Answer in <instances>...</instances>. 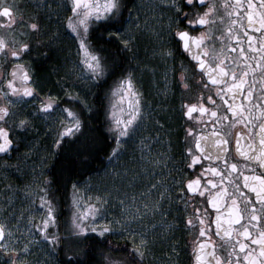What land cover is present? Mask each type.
<instances>
[{"label": "snow or ice", "instance_id": "1", "mask_svg": "<svg viewBox=\"0 0 264 264\" xmlns=\"http://www.w3.org/2000/svg\"><path fill=\"white\" fill-rule=\"evenodd\" d=\"M69 3L71 8L66 17V28L71 33L73 43L78 45L80 61L77 67L82 66L78 75L89 81L90 87H98L111 74L112 69L100 50L93 47L91 34L101 30L100 39L106 42L117 41L123 50L132 51L137 39L132 34V29H140L139 13L137 11L133 19V8H129L125 0H69ZM161 5L172 13L168 16L167 40L164 34L152 29L161 43V58L166 60L173 57L174 49L167 45L174 42L182 53L187 54L191 76L199 77L195 86L202 89L201 97L204 95L203 89L209 90L207 101L210 106L203 102L199 105L185 103L183 106L186 108L184 116L195 120L197 124L185 130V147L180 161L184 176L175 180L179 193L175 199L178 204L184 205L189 230H193L198 223L199 236L204 237L212 233V226L215 225L213 234L220 238L211 247L200 240L199 246L194 249L196 262L264 264V87L257 99L253 95L255 85L248 82L250 73L255 80L257 70L264 72V0H259L258 5L255 0H246V7L240 0H161ZM15 11L16 5L9 0H0V16L7 18L0 19V154L9 155L14 150L17 146L13 137L14 129L26 130L32 115L40 114L47 119L57 110L61 119L53 146L59 149L66 140L78 138V134L83 132V121L74 105L77 102L85 108L89 105L86 98H81L78 93L73 94L72 88H65V96L73 102V106L61 108L58 94L53 96L33 86L35 81L31 65L24 62L26 57L31 56L32 45L29 41L17 38V29H22L20 36L29 35L39 32L40 24L35 20L25 23L22 17L18 20ZM222 13L227 15L229 24L233 26L223 31L218 27V22L220 25L224 24L225 15ZM234 15L237 19H232ZM237 24L240 29H244L242 34L235 28ZM145 26L147 27V23ZM248 29H254L261 36L254 37ZM245 38L248 41L247 54L242 47ZM254 39L257 41L255 45ZM232 41L241 45L238 56L232 55L236 52ZM257 53L261 54L259 59ZM250 60H255V65ZM188 71L189 68L182 62L180 84L184 89L193 86L186 74ZM261 82L264 83V77ZM111 95L118 96L121 101L127 98V108L121 106V114L116 115L117 105L110 103L111 110L107 111V131L117 145L112 149L109 163L119 156L120 146L133 139L144 118L141 95L135 84L133 70L122 73L111 89ZM238 99L247 101L248 104H237ZM253 100L257 101L256 105H252ZM28 104L32 105L33 112L20 115L18 106ZM223 105L227 106L226 109ZM257 111L262 121L258 125V131L249 128L253 122V113ZM194 112H199L200 115L193 116ZM238 124H243L250 135L245 139L244 132L236 131L235 148L232 149L230 136L232 129ZM201 126L211 127V131H204ZM141 144L147 147L143 138ZM233 150L235 158L231 156ZM141 151L142 159H146L143 148ZM160 162L159 159L152 161L154 164ZM151 187L156 188L157 185L152 184ZM73 188L79 191L76 184ZM229 188L232 189L231 192ZM168 191L170 190L165 188L161 197ZM41 192L44 193L40 196L41 207L46 208V214L36 227L55 251L60 238L47 231L49 224H54L56 220L54 205L47 198V190L42 188ZM140 195L143 197V193ZM197 197L200 198L199 203ZM137 199L136 194H133L131 202L126 204L121 200L120 217L109 219L104 207L107 200L104 197L97 196L98 203L89 198L87 207H81L78 198L74 196L73 203L79 211L73 213L72 235L83 241H88L92 236L99 238L98 243L107 241L109 253L122 249L113 248L108 237L126 238L132 245L128 252L132 264H143L148 251L147 233L133 230L131 223L143 222L148 213L156 214L160 209V201L149 203L141 199L137 204ZM209 208L215 210L214 217ZM177 210L180 211L179 208ZM12 239V233L8 231L6 235V225L0 222V264H30V244L25 243L23 247H19L17 243L10 242ZM103 261L104 264H121L110 254L105 255ZM63 264L82 262L69 254Z\"/></svg>", "mask_w": 264, "mask_h": 264}, {"label": "flooded vegetation", "instance_id": "2", "mask_svg": "<svg viewBox=\"0 0 264 264\" xmlns=\"http://www.w3.org/2000/svg\"><path fill=\"white\" fill-rule=\"evenodd\" d=\"M134 0H128L127 4L130 7ZM10 3L16 5L15 16L19 20L21 17L25 23L29 21H37L40 24V31L31 33L29 35L20 36L19 33L22 29H17V38L29 41L32 45V53L30 57H26L24 62L31 65L32 78L35 81L34 87L42 89L44 93H50L53 96L59 95L61 99V108L65 106H73V102L65 96V88H72L73 94L78 93L80 97L83 96V88L79 83L78 73L80 68L75 66L69 68L68 66L73 64L78 65L75 62L74 54L70 53L69 49L73 46L70 45L64 38H60L59 28L54 25L52 17H54L55 11L52 10L51 6L48 5L46 0H9ZM235 2V0H230ZM241 4L246 7V0H240ZM255 4H259V0H255ZM259 11V9H256ZM231 11V9H230ZM243 11V9H241ZM128 12L126 10L125 16ZM224 14V13H222ZM172 15L166 8H159L155 16V20H146L141 18L139 20L141 30H132V34L137 38L134 42L132 51H127L128 58L132 61L129 70H133L135 74V84L141 95L142 109L144 112H149L158 118V123L161 124L162 133L161 136L165 141V150L162 147H158L156 151L160 155H164L167 158V170L163 175L162 168L159 169L158 173L155 174L154 182L157 185L155 192L158 195V200L162 202L161 192L163 191V183L168 186L170 191L167 192V198L171 201L170 209L172 212V218L166 220L168 225H171V230L176 234H179L180 239L185 245V251L188 255L186 264H197L194 249L199 246V241L203 240L206 242L208 247H211L212 243L218 242L219 237H216L213 233L215 225L212 226V233L204 237L199 236V227L197 223L193 230H189V226L186 224L187 213L183 211V203H177L175 197L179 195L177 188L178 185L175 183L176 179L184 176L181 171L183 165L181 164V154L185 147V130L189 126H195L197 122L184 116L183 112L186 111L184 104H197L201 102L205 105L210 106L207 101V95L209 90L203 89L204 95L201 97V88L196 87V81L199 77H192L190 71V62L186 53L176 47L174 42H170L167 46L174 49L173 57L162 59L160 56L161 43L152 32V27L162 34H164L165 40L168 39L166 35L168 16ZM224 24L218 27L223 31L227 27H233L229 24V18L226 14ZM0 19L6 20V17L0 16ZM232 19H237L234 15ZM147 23V27L145 24ZM246 23V17H245ZM158 27V28H157ZM150 28H152L150 30ZM235 28L242 34L244 29L239 28V24ZM248 32L254 37L261 36V33L255 32L254 29H248ZM8 36L6 32L3 33ZM235 34V33H234ZM226 35V33H225ZM9 40L11 37H8ZM257 41L254 39L253 44ZM227 44V41H225ZM232 44L236 46V52L232 53L233 56H238L241 45L237 41H232ZM70 47V48H68ZM242 47L245 53H248V41L245 38L243 40ZM135 53V56L133 55ZM261 54L257 53V59ZM189 68L186 73L190 82L193 85L189 89H184L180 84V66L181 63ZM255 65V60H250ZM141 64L143 70L137 74V65ZM52 66H54L52 68ZM58 66V68L56 67ZM9 67H11L9 65ZM128 70V71H129ZM62 72V76L58 73ZM57 74V75H56ZM264 77V72L257 70L255 74V80H253L252 74H249L248 82L255 85L253 89V95L259 99L261 95V88L264 87V83L261 82V78ZM247 85H245V89ZM97 89L94 88L93 92ZM214 95V89L212 91ZM245 94H247L245 92ZM218 99V98H217ZM243 102L248 104L247 101L238 99L237 104ZM218 103L221 101L218 100ZM252 105H256L257 101L253 100ZM124 107L127 108V98L124 100ZM226 105L223 108L226 109ZM74 109L82 114V104L76 103ZM20 115L24 113H32L33 107L31 104L25 106H18ZM200 115L199 112H194L193 116ZM229 115H231L229 113ZM260 113L257 111L253 113V122L249 125V128H255L258 131V125L262 121L259 119ZM60 113L57 110L56 113L52 114L51 118H45L43 115L35 114L30 117V125L26 130L14 129L13 137L16 143V147L9 155L0 154V222L6 225V235L10 231L12 233V243H17V246L21 247L23 241H26V235L16 233L14 219L15 209V197L16 193L22 192L25 189V185L33 186L35 171L32 169L33 159L29 156L26 161L22 158V155L32 152V146L37 144L38 147L42 148L43 145L51 150L49 161L45 167V173L43 178L47 174L49 168V162L53 159V153L57 150L53 146L52 138H56V132L59 127ZM82 120V119H81ZM207 121V118H205ZM202 127V126H201ZM204 131H211V127L203 128ZM242 131L245 133V139H247L250 133L243 124H238L232 129V135L230 136L231 147L235 148V132ZM54 138V139H55ZM233 158L236 157L234 150L231 152ZM198 171V170H197ZM40 177V176H39ZM13 178V183L11 182ZM217 182H219L217 178ZM12 183V184H10ZM241 178V186H242ZM40 188H45V182L42 180ZM47 190V189H46ZM243 191L248 192L247 189ZM231 192L232 189L229 188ZM253 200H255L254 194H252ZM200 198L197 197V203ZM231 203V201H229ZM17 207V205H16ZM203 207V205H201ZM180 209L178 211L177 209ZM257 208L259 204L257 203ZM191 211V207L189 208ZM209 212L212 216H215V210L209 208ZM259 214V213H258ZM20 237V238H19ZM60 258L57 256V261Z\"/></svg>", "mask_w": 264, "mask_h": 264}, {"label": "rangeland", "instance_id": "3", "mask_svg": "<svg viewBox=\"0 0 264 264\" xmlns=\"http://www.w3.org/2000/svg\"><path fill=\"white\" fill-rule=\"evenodd\" d=\"M46 1L48 5L51 6L52 10L55 11L56 15L52 17V21L54 25L59 28V37L61 39L64 38L73 46L72 48H68H70V53L74 54L75 62L79 64L80 56L77 53L78 45L73 43L71 33L66 28V17L70 14L71 8L69 0ZM129 8H133V19H135L138 11L140 19L145 18L146 20L153 21L155 20L159 8L162 9L163 6L161 5V0H134ZM152 28L156 27L153 26ZM152 28H150V30ZM141 29L143 28L140 27V29H136L134 27L132 30ZM73 65L74 66L70 65L68 67L71 68L77 66L76 64ZM79 68L81 71L82 66ZM141 70H143V66L141 64L137 65V74H139ZM78 79L80 80L79 83L82 86L83 91L87 90L90 82L81 77H78ZM116 81L117 80L108 87L104 95L106 129H108L109 126L107 111L111 110L110 103H115L117 105L115 110L116 115H120L121 113L119 109L121 106L124 107V101H121L118 96L111 95V89L115 87ZM161 131L162 128L161 124L158 123V118L152 113L144 112V118L133 139L122 144L119 148V156L113 158L111 163H109L112 149L117 147L115 140L113 139V147L103 169L83 182L76 184L79 191L73 188L71 192L68 212L64 221L65 231L68 232L70 237H76L72 235V220L73 213L79 211L73 203L74 196L78 198L81 207H87L89 198H91L92 202H97V196L104 197L107 200V204L104 206L105 209L107 205H110V210L106 209L109 219L120 217L121 200H124L126 204L131 202L133 194H136L138 198L137 204H139L141 199H144L149 203L158 200L155 188H152L151 185L155 184L154 177L160 168L163 170V175H165L167 170V158L156 151L158 147H162L164 150L166 147L165 141L161 136ZM54 138L55 137L52 138V142L54 141ZM142 138L147 147H143L141 144ZM31 148L32 152L22 155V158L26 161V159L31 156L33 159L32 169L35 171V175L32 185H34V187H27L25 185V189L22 192L15 194L16 211L14 213V219L16 224L14 228L16 229V233L26 235V241L22 242L21 247H23L25 243L30 244V255H28L30 264H59L57 261L58 246H56L55 251H53L52 245L48 244V242L43 239L42 234L36 227V225L41 222V218L46 214V208L41 207L40 196L44 193L41 192L40 185H42L43 174L45 173L44 169L49 161L50 149L49 152H46L47 150L45 151V149L40 148L37 145H33ZM142 148L143 154L147 157L146 159H142ZM155 159H159L161 162L159 164L152 163ZM162 185V192H164L165 188L168 189V186L164 183ZM141 193H143V197H141ZM166 194L167 192H165L162 202L160 201V209L156 214L148 213L143 219V222L137 221L131 223V228L133 230L137 232L146 231L149 243L145 257H154L153 264H161V257L156 253V250H159L160 246L164 244V236L168 234V230L166 229L171 230V225H161V223L168 220L166 215L171 206V201L167 198ZM47 198L50 200L48 195ZM55 213L56 211L54 214ZM161 213L164 214L162 215ZM47 231L57 234L60 238L59 224L57 223V220H55L54 224H49ZM166 240L168 239L166 238ZM166 259L169 258H165V260ZM169 261L173 264V259H169Z\"/></svg>", "mask_w": 264, "mask_h": 264}, {"label": "trees", "instance_id": "4", "mask_svg": "<svg viewBox=\"0 0 264 264\" xmlns=\"http://www.w3.org/2000/svg\"><path fill=\"white\" fill-rule=\"evenodd\" d=\"M127 1L125 0L126 3ZM100 31H94L90 39L93 47L100 50L107 65L112 69L111 74L98 87H90L88 84V89L83 91L82 98H86L89 105L88 108H85L82 104L83 132L78 134V138L71 141L66 140L63 146L53 153V159L49 162L47 174L43 178L47 195L54 205L56 220L59 224L60 243L57 245L59 264H63L69 254H73L82 264H104L103 257L109 254L119 260L121 264H132L128 256L132 245L126 238L108 237L113 248L122 249V251L109 253L107 241L98 243L99 238L95 236H92L88 241H83L77 237H70L64 228L73 185L79 184L101 171L113 147V139L110 138L106 129L105 92L132 65L127 51L123 50L117 41L106 42L100 39ZM56 67L58 68V66ZM58 75L62 76V72L60 71ZM94 88L97 89L95 92H93ZM42 148L49 152L47 145L46 147L43 145ZM106 209L110 210V205H107ZM166 217L172 218L171 210H168ZM161 225L166 226L168 222H163ZM166 230H168V234L164 236V244L160 246L159 250H156V253L161 257V264L162 262L171 264L169 259H173V264H186L188 255L179 234H175L169 229ZM165 258L169 259L165 260ZM153 262L154 257H144L143 264H153Z\"/></svg>", "mask_w": 264, "mask_h": 264}, {"label": "water", "instance_id": "5", "mask_svg": "<svg viewBox=\"0 0 264 264\" xmlns=\"http://www.w3.org/2000/svg\"><path fill=\"white\" fill-rule=\"evenodd\" d=\"M259 130V129H258Z\"/></svg>", "mask_w": 264, "mask_h": 264}]
</instances>
